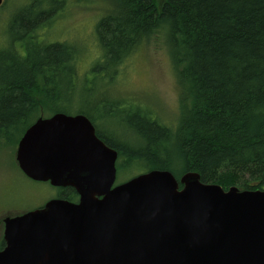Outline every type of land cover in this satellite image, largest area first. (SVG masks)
<instances>
[{"label":"trees","instance_id":"1","mask_svg":"<svg viewBox=\"0 0 264 264\" xmlns=\"http://www.w3.org/2000/svg\"><path fill=\"white\" fill-rule=\"evenodd\" d=\"M119 1L117 11L96 25L100 60L116 70L137 42L163 30L179 87L177 126L137 107L143 115L126 122L134 138L123 141L101 131L82 110H52L61 99L59 88L65 82L71 89L78 84L74 47L37 42V24L24 27L17 16L11 26L17 39L33 35L21 41L23 49L11 44L12 53L0 58V135L9 139L20 129L17 147L40 116L80 113L117 150L122 169H167L176 177L194 171L202 182L224 189L264 190V0ZM56 196L78 199L72 187H60Z\"/></svg>","mask_w":264,"mask_h":264},{"label":"water","instance_id":"2","mask_svg":"<svg viewBox=\"0 0 264 264\" xmlns=\"http://www.w3.org/2000/svg\"><path fill=\"white\" fill-rule=\"evenodd\" d=\"M117 157L84 114L37 118L17 143L19 169L78 199L7 218L0 264H264V190L167 169L116 183Z\"/></svg>","mask_w":264,"mask_h":264},{"label":"rangeland","instance_id":"3","mask_svg":"<svg viewBox=\"0 0 264 264\" xmlns=\"http://www.w3.org/2000/svg\"><path fill=\"white\" fill-rule=\"evenodd\" d=\"M119 2L3 0L0 7V58L12 53L9 51L11 44L23 49L25 45L22 47L21 41H26L33 35L31 32L20 37V40L17 39V35L11 31L17 16L24 27L37 24V42L48 40L71 45L77 59L76 68H73L77 70L79 81L73 89L65 82L59 88L60 101L52 104L51 109L62 107L72 113L82 110L90 114L97 127L108 132L112 138L131 141L135 132L130 130L127 117L143 115L137 111V107L152 113L160 122L176 127L181 117V106L178 104L176 70L163 30L137 42L133 50L123 57L116 70L113 66L107 67L100 60L96 25L101 18L115 13ZM26 8H29L28 12L24 11ZM117 100L119 105L116 104ZM114 108L120 112L108 115ZM93 113L102 115V119H98ZM19 132L20 129L16 130L9 139L0 135V207L25 210L57 197L60 187L32 180L19 169L14 144ZM121 162V159L116 162V183L143 172V168L135 165L122 169L119 165ZM174 170L177 174L181 173L178 166Z\"/></svg>","mask_w":264,"mask_h":264},{"label":"flooded vegetation","instance_id":"4","mask_svg":"<svg viewBox=\"0 0 264 264\" xmlns=\"http://www.w3.org/2000/svg\"><path fill=\"white\" fill-rule=\"evenodd\" d=\"M46 202H44L43 204L36 205V207H34V208L25 209V210L18 209V208L0 207V250H2L5 247V240H4L5 220L7 218L19 216V215H22L28 211L42 207Z\"/></svg>","mask_w":264,"mask_h":264}]
</instances>
